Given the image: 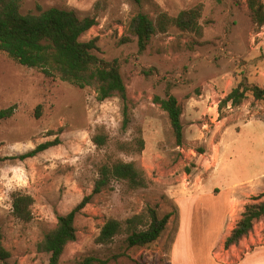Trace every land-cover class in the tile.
<instances>
[{"label":"rangeland","instance_id":"374dc122","mask_svg":"<svg viewBox=\"0 0 264 264\" xmlns=\"http://www.w3.org/2000/svg\"><path fill=\"white\" fill-rule=\"evenodd\" d=\"M197 4L203 6L201 36L170 27L152 36L142 52L135 39L121 42L137 13L155 19L161 12L175 16ZM37 5L95 18L80 40L96 37L95 53L120 61L131 100L130 123L121 127L117 97L99 101L90 87L45 76L0 52V110L13 108L10 117L0 120V232L10 252L7 263L48 264L37 242L55 225L57 214L92 194L97 169L110 155L134 161L148 185L132 189L111 181L92 194L76 216L77 238L65 248L60 264L86 257L99 259L96 264H175L176 255V264H223L218 255L227 225L238 220L241 201L251 202L264 192L263 187L255 195H235L227 216L234 186L249 179L264 186V100L254 101L249 93L239 106L219 105L241 80L264 87V25L256 29L246 0H24L21 13L36 12ZM167 92L183 108L180 145L167 112L153 102V96L166 97ZM99 127L109 135L102 148L91 140ZM138 136L144 139L140 153L117 149L118 141ZM55 138L57 145L36 156L16 158ZM14 191L34 197L28 223L13 214ZM149 207L159 216L171 213L152 244L128 247L124 235L104 245L95 242L106 220L124 221ZM263 226L257 223L256 229Z\"/></svg>","mask_w":264,"mask_h":264},{"label":"trees","instance_id":"16d2710c","mask_svg":"<svg viewBox=\"0 0 264 264\" xmlns=\"http://www.w3.org/2000/svg\"><path fill=\"white\" fill-rule=\"evenodd\" d=\"M23 1L0 0V52L21 65L38 69L45 76L59 78L80 89L90 87L99 101L117 97L121 101V127L126 129L130 123L131 100L121 74L120 61L117 58L106 60L98 56L95 53L96 37L87 41L80 40L95 25V18H78L72 10L56 7L43 9L40 5L36 6V12L23 14L20 10ZM246 4L251 22L256 29H260L264 25L262 0H246ZM202 11V4H197L181 10L175 16L161 12L155 19H151L144 13H137L130 19L121 42L135 39L138 51L142 52L152 36L165 33L170 27L201 36ZM249 93L254 101L264 100V87L241 80L221 99L219 108L227 105L239 106ZM153 102L167 112L175 141L180 145L183 140L182 105L168 92L166 97L153 96ZM12 112V107L1 109L0 120L10 117ZM91 140L97 148H102L109 142V135L99 127ZM58 143L57 138L45 141L16 158H32ZM116 147L127 153H140L144 148V139L138 136L131 141H118ZM97 170L98 178L92 194L101 192L111 181L125 182L132 189L145 188L148 185L146 176L134 161H124L107 155ZM91 195L85 196L69 212L57 214L55 225L37 242L36 250L48 257V264H60L65 248L76 240L75 219L89 202ZM11 198L14 216L23 223L30 222L33 219L31 207L34 197L14 191ZM251 200L244 205L238 220L225 237L224 249L237 246L242 239L249 236L256 223H264V192L251 197ZM170 216L171 213L159 216L154 208L149 207L146 213L135 214L124 221L108 219L101 225L95 242L104 245L112 242L116 236L124 235L128 247L150 245L161 236ZM9 258L10 252L3 246L0 232V263L8 264ZM99 262L95 257H86L77 264Z\"/></svg>","mask_w":264,"mask_h":264},{"label":"crops","instance_id":"0c3cea01","mask_svg":"<svg viewBox=\"0 0 264 264\" xmlns=\"http://www.w3.org/2000/svg\"><path fill=\"white\" fill-rule=\"evenodd\" d=\"M262 179L264 180V175L262 176ZM253 182L249 180H246L245 182L234 186L232 189V192H230L229 197H228V210H227V216L229 217V207L231 206L233 200L236 199L235 195H239L241 192L243 194H256L263 188L264 186L262 183ZM239 188V191H238ZM239 192V193H238ZM232 193V194H231ZM234 195V196H233ZM256 196V195H255ZM249 202V201H248ZM242 207L247 203V201H241ZM240 208V211L242 212L243 208ZM240 212V213H241ZM229 221V220H228ZM259 224L264 223L262 221L258 222ZM229 224V223H228ZM257 223L254 226L253 231L249 234L248 237L242 239L240 243L237 246H231L229 249H224L222 247V252L219 253L218 257L221 256V262L223 264H243L245 262L249 261V264H264L262 262L264 260V226L260 228V231L256 229ZM233 228L232 227H226V230L224 231V234L222 236V240L229 234L230 230ZM172 245H171V250L172 251ZM176 256H173L174 261L173 263L176 264ZM254 261L250 263V261ZM256 261V262H255Z\"/></svg>","mask_w":264,"mask_h":264}]
</instances>
